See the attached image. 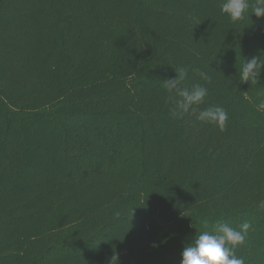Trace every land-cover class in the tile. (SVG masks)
I'll return each instance as SVG.
<instances>
[{"label":"trees","instance_id":"obj_1","mask_svg":"<svg viewBox=\"0 0 264 264\" xmlns=\"http://www.w3.org/2000/svg\"><path fill=\"white\" fill-rule=\"evenodd\" d=\"M222 2L0 0V264H181L244 222L235 254L264 264V73L238 76L264 17ZM181 69L208 95L174 117ZM213 105L223 130L196 119Z\"/></svg>","mask_w":264,"mask_h":264},{"label":"clouds","instance_id":"obj_2","mask_svg":"<svg viewBox=\"0 0 264 264\" xmlns=\"http://www.w3.org/2000/svg\"><path fill=\"white\" fill-rule=\"evenodd\" d=\"M221 13L233 23L243 20L246 16L249 18L251 15L259 19L264 17V0H223ZM262 73H264V55H254L250 59L243 58L238 71L239 80L242 83H255L260 80ZM186 74V70L181 69L176 78L163 81L164 87L170 94L173 104L170 112L174 117L195 113L196 108L205 102L208 95V89L201 84H195L190 88L181 86ZM200 77L206 82L211 80L206 72H200ZM257 111H264V102L257 105ZM196 119L223 130L229 114L223 107L213 105L199 111ZM114 215L118 217L120 213L116 212ZM203 223L207 227V221ZM251 228L252 225L249 222L241 224L240 230L220 223L215 226L213 232L206 230L199 232L191 243L185 245L181 264H244V259L238 258L234 249L245 244L246 235ZM112 262L113 258L111 264Z\"/></svg>","mask_w":264,"mask_h":264}]
</instances>
